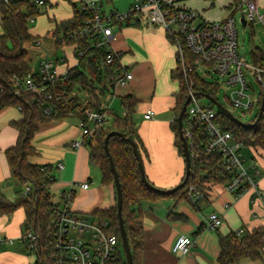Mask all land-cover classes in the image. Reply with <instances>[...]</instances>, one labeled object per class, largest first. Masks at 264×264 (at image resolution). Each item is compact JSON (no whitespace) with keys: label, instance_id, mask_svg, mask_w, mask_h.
Returning <instances> with one entry per match:
<instances>
[{"label":"crops","instance_id":"obj_1","mask_svg":"<svg viewBox=\"0 0 264 264\" xmlns=\"http://www.w3.org/2000/svg\"><path fill=\"white\" fill-rule=\"evenodd\" d=\"M61 4L71 6L69 2L51 0V8ZM0 23L2 24L1 15ZM124 33H127L130 39L119 41L118 35ZM113 47L119 54L120 70L132 73V80L125 85L117 86L115 94H111L110 90L106 93L98 91V102L87 103L86 92L83 90L84 96L77 98V104H80L78 110L92 108L91 106L96 103L101 104L102 108L112 109L114 98L119 97L121 111H114L124 116L126 111L122 98L133 95L138 101L133 119L143 143L147 177L158 188L172 189L185 177V159L179 154L173 129L177 116L176 94L179 92L178 82L171 77L172 70L177 66L176 47L167 33L160 28L140 31L138 27L133 26L115 28ZM57 59H60L59 64L63 61L70 66L76 64L69 51L57 55L55 60ZM61 67L64 68V65ZM58 68L60 72L66 71L61 70L60 66ZM148 110L153 112L151 117H147ZM22 116L21 111L13 106L0 109V188L6 194L13 189L16 196L13 195L12 199L7 195L11 200L17 197V191L22 186L12 177L6 151L18 141L20 132L13 122L20 120ZM81 118L82 115L77 113L42 124L33 140L37 154L31 161L52 167L54 181L49 189L52 202H58L59 195L72 183L90 182L91 186L88 189L76 188L72 208L80 215L100 220L102 218L98 211L115 206L117 196L113 185L105 184L102 180L96 184L91 178L92 166L96 165L90 158L89 143L78 148L72 146L73 142L83 137L79 128ZM250 149L253 156L249 161L245 157V164L255 176L256 187L245 191L238 198L228 192L224 184L206 181L202 187L206 191V198L203 201L195 204L187 196V189L183 196L179 195L180 201H189L194 208L188 215L181 211L187 210L183 205H174L169 211L163 209V206L157 207L162 205L160 199L163 197L142 202L144 221L142 264H218L219 234L226 236L232 232L238 234L243 230L244 235L264 228V148ZM59 163L64 167L59 168ZM253 167L259 170L260 175H256ZM55 194L58 196L53 200ZM146 204L153 209L146 210ZM202 205L212 206L210 212L219 213L223 217L224 222L219 229L212 230L206 227L208 217L200 216L203 211ZM173 207L176 212L174 214L171 212ZM25 220L23 207L7 214L0 211V264H38L39 256L30 252L26 243L20 239L24 232ZM182 235L189 236L194 241L186 255L173 252L175 242ZM241 264H264V248L261 259L245 257Z\"/></svg>","mask_w":264,"mask_h":264},{"label":"built area","instance_id":"obj_2","mask_svg":"<svg viewBox=\"0 0 264 264\" xmlns=\"http://www.w3.org/2000/svg\"><path fill=\"white\" fill-rule=\"evenodd\" d=\"M0 1L5 3L27 1L30 5L39 8L51 6V0ZM60 1L73 4V15L77 11L80 17L78 26L65 37L76 42L77 58L84 57L89 49L97 48L106 52L105 64L110 65L115 62L119 54L113 47V39L114 30L118 26L164 30L176 47L177 60L181 65L188 96H191L183 123L191 158L198 160L202 155H206L213 159L214 156L220 155L218 165L213 166L211 170L221 178L227 175L228 181L224 183V187L234 194L235 198L256 187L255 176L245 164L244 143L235 139L231 131L223 128L218 121L221 112L211 101L206 98L207 104L200 103V99L205 98L199 94L203 92L200 82H208L207 78L215 74L220 79L211 84L229 91L227 100L233 109L248 112L250 115L254 110L260 109V91L252 88L248 73L255 77L260 87L264 86V64H249L241 58L238 50L237 19L234 14L212 21L196 9L187 6L185 4L187 0H134L128 11L124 13H120L112 6L114 0ZM238 4L239 7L247 5V8L242 10L246 25L264 24V14L260 13L257 0H241ZM34 21L35 19L32 18L31 22ZM59 61L49 58L42 60L37 75L30 73L24 78L23 89L37 95L44 93L47 98H51L48 93L50 85L67 74V70L60 72ZM75 66L85 71L78 62ZM251 70L253 72H250ZM132 78V73L125 70L115 87L108 86L107 89L111 94H115L114 90L117 86L125 85ZM82 92L84 91L74 90L68 100L84 96ZM85 92L87 103L97 101V97ZM14 94H19V90L14 91ZM98 94L97 92L96 95ZM77 106L80 107V104ZM229 110L235 115L233 110ZM77 111L80 110L77 108ZM80 112H83V117L79 121L83 137L72 143L75 148L88 144L98 136L106 121V114L101 110L84 108ZM152 115V110H148L147 117ZM58 167L64 166L59 163ZM49 168L48 166L41 170L45 171ZM253 168L256 175H260L259 170ZM90 186V182H74L59 195L58 202H52L51 222L46 237L41 236L40 229L34 228L28 222L25 223L20 239L26 243L30 252L39 256L37 258L40 264H44L40 258V254L44 251L50 254L53 264H118L119 237L112 229L110 221L91 219L80 215L72 208L76 188L85 190ZM31 191L30 185L24 187L25 194ZM187 196L197 204L206 198V191L195 183L189 184ZM223 222V217L219 213L212 212L206 220V227L217 230ZM242 233L243 230L238 232V234ZM7 241L12 242V240ZM193 244L191 237L182 235L175 242L173 252L186 255Z\"/></svg>","mask_w":264,"mask_h":264},{"label":"trees","instance_id":"obj_3","mask_svg":"<svg viewBox=\"0 0 264 264\" xmlns=\"http://www.w3.org/2000/svg\"><path fill=\"white\" fill-rule=\"evenodd\" d=\"M49 7L51 8V6ZM49 7L47 6L46 9ZM41 9L43 8L30 5L27 1L11 3L0 1V15L3 26V32L0 33V109L13 106L18 108L23 115L20 120L13 122L20 132L18 141L15 146L6 151L12 177L22 188L17 191V197L14 200H11L0 188V211L7 214L23 207L26 215L25 223L28 222L34 228L40 229L41 236L44 238L48 234L47 229L51 222L53 203L49 189L54 180L51 174V166L48 164L39 165L31 161V158L37 154L33 145L35 135L42 124L53 119L67 118L77 113H80L83 117V112H77L78 99L68 100L74 90H85L97 97L96 93L98 91L106 93L108 86L115 87L124 71L120 70L119 57L115 62L107 65L104 63L106 52L97 48H91L84 57L77 58L78 52H75L76 42L65 38L80 23L78 12L75 11L74 15L68 20L61 22H57L56 19L52 20L55 22L54 34L58 33L60 29L62 30L63 36L57 38V48L65 47L64 51H69L70 56L75 60L74 62H78L85 71L76 67V64L70 66V64H65V61L61 62L59 66L61 70H67V74L65 77H59L50 85L48 93L51 98H47L44 93L37 95L23 89L22 82L24 78L30 73H36L30 68L25 43L34 42L38 39L30 32L28 23L32 18L36 20ZM10 42L12 46L9 44ZM186 53L188 54V52ZM252 56L254 64H264V54L259 48L252 51ZM62 65H64V68L61 67ZM171 77L179 84L175 106L177 116L173 129L176 134V145L179 154L184 158L182 141L178 132V116L187 100L188 91L178 60L176 68L171 72ZM200 84L203 92L217 98L216 93L220 90L218 86L202 81ZM16 90H19V94H14ZM263 93L264 86L260 90L259 106H261ZM122 101L126 111L124 116L109 107L102 108L101 104L98 103L91 106L94 109L103 111L106 114V121L100 134L88 142L91 146L90 158L92 163L101 170L103 183L113 185L114 188V176L104 148L105 137L113 130L126 133L138 144L142 155L144 153L143 143L133 119L138 101L133 95L122 98ZM257 117L258 114L247 123H253ZM218 121L225 130L231 131L235 139L242 141L245 146L264 148V115L256 127L239 126L223 113H219ZM109 148L122 184L123 216L133 251L134 264H142L141 249L144 239V221L141 205L145 200H155L164 196V194L155 193L144 184L138 160L131 144L121 137L113 136L109 141ZM219 158L220 155L214 156L213 159L202 155L198 160L192 159V175L189 182L173 195L181 196L182 194L183 196L189 184L193 183L201 189L206 181L219 184L226 183L228 181L227 175L221 178L214 174L215 171L211 170L213 166L218 165ZM48 166L49 169L41 170ZM200 172H206V175L198 182L197 176ZM27 185L32 187L29 194L23 192L24 187ZM98 215L102 219L110 221L112 229L119 237L120 259L118 264H127L126 257H124L125 252L122 253L123 244L119 229L117 205L98 211ZM219 247L218 264H241L242 259L245 257L254 260L261 259L264 248V228H258L244 235L235 232L226 236L219 234ZM40 256L44 264H53L47 251L42 252ZM38 264H40L39 260Z\"/></svg>","mask_w":264,"mask_h":264},{"label":"rangeland","instance_id":"obj_4","mask_svg":"<svg viewBox=\"0 0 264 264\" xmlns=\"http://www.w3.org/2000/svg\"><path fill=\"white\" fill-rule=\"evenodd\" d=\"M241 0H187L185 4L189 7H192L203 14L209 20H220L226 18L232 14L235 15L237 19V27H238V42H239V53L243 60H245L249 64H254L252 51L256 48H259L264 53V24L262 23H251L249 25H244L241 21L242 19V10L243 8H247V5L244 7H239L238 2ZM134 2V0H114L112 6H114L120 13H124L128 11L130 5ZM260 5V13L264 14V0H257ZM71 4V3H70ZM77 6H79L77 4ZM73 4H61L60 6L53 7V8H43L40 10V14L37 16L34 22L31 20L28 23L29 30L38 40L34 42H27L25 43V49L27 50L29 63L31 70L39 72L40 62L47 58L49 59H56L57 55H62L64 48H57V38L63 36V32L60 29L58 33L54 34L55 31V22L53 19H56L57 22H61L62 20L70 19L73 16ZM159 30V28H155ZM153 29V30H155ZM138 30H149L153 31L152 29H145L143 27H138ZM3 32L2 24L0 23V33ZM165 32V31H164ZM129 40L130 37L127 33L118 35V40ZM12 46V43H9ZM250 72H253L251 70ZM250 78V84L252 88L256 91H260L261 87L258 81L248 73ZM217 79H220L218 75L213 74L207 78L208 83L215 82ZM129 82V81H128ZM253 90H251L252 92ZM229 96V91L225 90L222 87L216 93V99L222 103L225 107L233 110L236 116L240 117V120L244 123H247L249 120H253V118L258 114L259 110H254L251 115L248 112H242L239 110L233 109V107L228 103L227 97ZM116 100V101H115ZM112 101V100H111ZM112 109L115 111L120 112L121 109L119 108L120 98L115 97ZM201 104H207L208 100L206 98L200 99ZM246 148L243 149V154L245 155L246 159L249 161L253 156V152L251 151L249 146H245ZM206 172H200L197 176V180L200 179L202 176H205ZM91 178L98 184L102 180V172L98 167L92 166V173ZM161 189V188H160ZM10 198L13 199V195L16 196L13 189H10L7 194ZM57 194L53 195V200L57 199ZM160 200H162V205H158L157 207L163 206V209L169 211V208L174 205L185 206L187 208L181 210L184 215H188L190 212H193L194 208L191 205V202L182 200L180 201L179 195H164ZM146 210L153 209L152 206L146 204ZM212 206L202 205V213L200 216L208 217V215L212 211ZM142 212H143V208ZM171 212L174 214L175 208L171 209ZM203 220V218L201 217ZM198 227V226H197ZM196 227V228H197ZM192 235V234H191ZM193 236V235H192ZM124 252L122 248V253ZM125 257V255H124Z\"/></svg>","mask_w":264,"mask_h":264},{"label":"water","instance_id":"obj_5","mask_svg":"<svg viewBox=\"0 0 264 264\" xmlns=\"http://www.w3.org/2000/svg\"><path fill=\"white\" fill-rule=\"evenodd\" d=\"M241 21L243 22L244 25H246V21L243 17H242ZM199 94L202 95L203 97L207 98L209 101H211L218 108V110L221 113L226 115L230 120H232L233 122H235L239 126L256 127L260 123L261 119L263 118V115H264V94L262 97V102H261L260 110L258 113V117L256 118V120L253 123H250V124L244 123L243 121H241L227 107H225L222 103H220L211 94H208L205 92H199ZM190 99H191V96H188L187 100L185 101L184 106H183V108H182V110L178 116V132L180 135V139L182 141V147H183V153H184V159H185V177L180 184H178L177 186H175L172 189H169V190L160 189V188L156 187L155 185H153L149 181L147 174H146V170H145L144 158H143L141 151L139 150L138 144L131 137L127 136L126 133L120 132L118 130H113L105 137L104 148H105V152H106L108 161L110 163L111 171H112L113 176H114V184H115V190H116V196H117V204L116 205H117V215H118V220H119V229H120V234H121V238H122V244H123V249L125 252L127 264H134L133 251H132V248H131V245L129 242L128 234H127V231L125 228L124 216H123L124 201H123L122 184L120 181L119 173L117 171L113 156L111 155V152H110L109 141H110L111 137L118 136V137H121L126 142H128L129 144H131L133 151H134V154L136 156V159L138 160V166L140 169L142 180L149 190H151L155 193L164 194V195H168V194L177 192L178 190L184 188L187 185V183L189 182V179L192 175V158H191L190 148H189L188 141H187V139L184 135V131H183V123H184L185 113H186L187 106L190 102Z\"/></svg>","mask_w":264,"mask_h":264}]
</instances>
